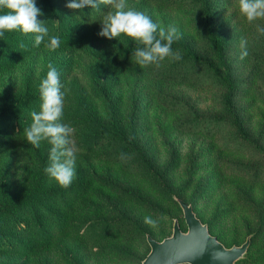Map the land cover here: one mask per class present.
I'll use <instances>...</instances> for the list:
<instances>
[{"label": "rangeland", "instance_id": "rangeland-1", "mask_svg": "<svg viewBox=\"0 0 264 264\" xmlns=\"http://www.w3.org/2000/svg\"><path fill=\"white\" fill-rule=\"evenodd\" d=\"M158 1L126 0V7L145 13L166 31L169 27L176 28L179 39L174 43L183 39L197 52L212 56L194 30L196 18L207 3L216 4L215 23L223 34L236 36L245 31L249 55L241 60V44L235 43H229L225 53L226 61L234 71L237 94L234 110L241 116L243 130L232 122L231 115L228 121L220 124L213 123L212 118L204 120L197 129L184 124L192 119L190 111L193 110L204 117L222 115L227 85L207 79L196 84L168 82L159 85L171 96L167 99L169 107L166 109L157 100L147 104L151 101L143 99L144 91L139 90L135 95L140 98L136 101L141 108L137 107L140 111L136 114L134 131L140 146L151 151V160L144 161L137 155L118 161L106 160L104 209L95 213L88 210L89 201L97 195L93 192L91 196L86 195L80 203L81 208L72 217L78 221L80 231L85 232L92 226L90 217L104 211V242L92 244L85 233L79 244L80 240L69 233L62 239L58 236L50 243H41L36 236V226L27 225L30 218H24L21 226L16 227L14 218L8 214L7 207L12 201L31 190L28 187L37 170L31 166L29 153L18 148L22 139L12 144L5 134L6 126L0 122V264H140L149 251L145 233L162 240L171 234L174 219L185 228L182 210L176 202L159 200L150 206L141 201L147 196L151 199L166 196L157 189L158 179L153 178L152 172L161 169L172 158L176 159L177 168L168 179L172 182L171 192L193 202L197 216L226 247L240 245L251 234V249L238 264H264V35L257 32V20L249 23L254 26H247L246 30L244 26H236L238 18L233 19V13L240 14L238 0H233L229 8L224 7L226 0H178L182 3L177 9L160 6ZM229 19L232 22L229 23ZM101 30L102 25H99L73 47L60 46L54 51L45 47L48 37L39 47L35 46L34 38L29 39L28 44L23 43V38L14 44L12 58H5L7 46L4 36L0 37V112L18 102L26 93L28 83L32 90L38 87L49 71V64L57 70L66 66L68 83L76 90L78 87L89 92L100 84L108 73L100 58L117 54V47L109 44L112 40L98 35ZM121 36L130 39V44L137 43L126 35ZM252 75L253 83L248 87ZM136 80L140 87L150 84V79L142 73L137 74ZM126 81L122 84L135 85L134 81L125 84ZM31 89L27 91L32 92ZM76 90L70 91L68 96L73 98ZM137 105L127 98L122 103V118L128 121ZM98 110L101 113V105ZM105 143L108 140H104V154L113 151L114 148ZM206 180L212 182V193L199 190L200 183ZM52 181L41 190L60 186L55 179ZM191 181H194L192 187L186 188ZM45 212L43 210V214ZM260 212L263 213L261 218ZM119 214L125 215L126 219L107 237L105 220ZM146 216L158 220L156 228L144 222Z\"/></svg>", "mask_w": 264, "mask_h": 264}, {"label": "trees", "instance_id": "trees-1", "mask_svg": "<svg viewBox=\"0 0 264 264\" xmlns=\"http://www.w3.org/2000/svg\"><path fill=\"white\" fill-rule=\"evenodd\" d=\"M68 2L70 0H36L37 6L43 13L38 18L44 21L49 34L60 38V46L63 47H73L85 40L91 29L101 25L100 21L110 9L109 6L100 5L99 10L85 6L80 11H73L66 7ZM157 3L165 8L177 9L182 2L178 0H160ZM232 4L233 0H226L224 7L229 8ZM215 10L216 4H205L196 18L194 27L198 39L207 47L212 56L197 52L191 45L180 39L179 42L172 44V49L180 52L182 59L173 61L166 58L161 62L160 67L155 65L141 67L137 64L133 52L142 45L138 43L130 44V39L120 36V39L114 38L111 42L108 41L110 45L117 47V54L100 58L108 73L104 75V80L96 87L91 88L89 92H85L78 87L76 90V87L70 86L68 83L69 70L66 66H62L57 70L60 73L61 83L67 89L62 123L73 127L72 139L76 147V175L67 188L60 185L51 187L46 191L41 190L47 183L53 182V178L45 172V168L49 165L51 145L47 141H42L40 147L37 148L26 141L24 130L32 123V113L34 111L39 112L41 108L42 100L39 86L32 90L31 83H28L25 89L26 93L20 97L18 102L12 107H5L1 110L0 122L6 126L5 134L9 136L12 144L16 143L18 139H22L20 143L18 142V148L21 147L29 153V158L32 161L31 166L36 167L37 170L36 176H34L28 187L31 188L29 193L13 200L11 205L7 207L8 214L14 218L13 221L16 227L21 226L24 218L28 217L32 220V223L31 220H28L27 225L33 224L36 226V236L41 243L43 241L50 243L58 236H61L62 239L69 233L80 240L79 244L84 239L85 233L88 234L87 237L92 244L104 242V211L90 217L92 226H90V230L85 229V232L80 231L78 221L75 222L72 217L75 211L81 208L80 203L86 195L91 196L93 192H96L97 195L89 201L88 210L95 213L97 210L104 209V162L106 160L118 161L133 155H137L144 161L151 160V151L146 147H141L142 145L137 139L138 134L134 131L137 126L136 114L139 113V108H141L137 105L140 98L135 95L139 90L144 91L142 98L147 102L157 100V103L166 109L169 107L166 103L167 99L171 96L164 89L159 88V85L168 82L196 84L204 79L215 84L227 85L228 91L222 99V115L219 117H216V115L204 117L202 113L193 110L190 111L192 119L184 124L190 126L189 128L197 129L204 120L210 121L209 119L212 118L215 120L212 121L213 123L220 124L228 121L229 115H231L232 122L237 124L240 130H243L240 122L241 116L234 110V101L237 95L233 83L234 71L226 61L225 53L229 43L241 44V39L246 40L247 36L245 31L239 34L240 37L238 34L236 36L223 34L220 26L215 23L217 18ZM233 17V19L238 18L236 25L238 28L244 26V30H246L247 26L249 28L254 26L249 25L247 19L238 12L233 13ZM231 20L229 19L228 22H232ZM257 21V25L264 27V19H257ZM33 38L35 39L33 33L24 34L20 30L5 31L3 41L6 42L8 53L5 58H12L15 52L14 44L19 40L23 39V43L28 44V40ZM110 69L111 72H109ZM121 71H124V73L121 74ZM140 73L150 79L149 85L145 84L144 87L136 85L137 74ZM253 79L254 76H250L248 87L252 85ZM124 80H127L125 84L134 81L135 85H124L122 84ZM29 89L32 92H28ZM73 90H76V93L72 98L68 94ZM126 94L127 97L124 98ZM98 96L99 98H97ZM127 98L131 103L137 105L132 109L128 121L123 119L121 115L122 103ZM153 101L147 104L150 105ZM97 105L102 106L101 113ZM104 140H108V143L105 144L107 147H113V151L104 154ZM176 168V159L172 158L161 169L153 170V178L158 179L156 180L157 189L161 190L166 196L161 199L156 197L151 199L147 196L146 199L141 198V201L152 206L159 203V200L177 203L176 198H181L186 203L191 204L195 212L193 202H187L183 196L173 193L169 189L172 182L168 179L171 178L170 175L174 173ZM193 184L194 181H191L185 186L190 188ZM211 185L212 182L206 180L200 183L199 190L212 193ZM43 210H46L45 214H43ZM258 214L260 218L263 217L262 212ZM125 219V215L122 214L106 219L108 230L105 231L107 237L118 230ZM180 227L182 230L186 229V225L185 228H182L180 224ZM147 234L149 233H145V239ZM251 246L250 243L244 257L248 254ZM238 261L236 264H238Z\"/></svg>", "mask_w": 264, "mask_h": 264}, {"label": "clouds", "instance_id": "clouds-1", "mask_svg": "<svg viewBox=\"0 0 264 264\" xmlns=\"http://www.w3.org/2000/svg\"><path fill=\"white\" fill-rule=\"evenodd\" d=\"M238 3L240 14L249 23L264 19V0H238ZM100 5L109 6L115 11H108L103 16L100 21L102 30L98 35L109 40L126 35L142 45L133 52L137 64L141 67H160L166 58L173 61L182 59L181 53L172 49L174 41L179 39L177 29L169 27L166 31L145 13L127 9L126 0H70L66 7L73 11H80L85 6L99 10ZM5 9L8 11L0 14V37L4 36L5 31L20 30L24 34H35L37 47L45 42L46 37L48 40L45 47L53 51L60 47V38L49 37V30L44 21L38 18L43 13L36 0H0V12ZM257 32L264 35V27L257 25ZM245 45L247 41L242 38L241 60L249 55ZM48 67L46 78L39 85L42 100L40 111L32 113V123L24 132L26 141L32 146L38 148L42 141L51 145L49 165L45 172L62 187L67 188L76 175V147L72 139L74 129L69 124L62 123L67 89L61 83L57 69L51 64ZM144 222L152 228L158 225V220L150 216H146Z\"/></svg>", "mask_w": 264, "mask_h": 264}, {"label": "water", "instance_id": "water-1", "mask_svg": "<svg viewBox=\"0 0 264 264\" xmlns=\"http://www.w3.org/2000/svg\"><path fill=\"white\" fill-rule=\"evenodd\" d=\"M176 201L182 210L186 229L182 230L178 219H174L171 234L162 240L147 234L149 251L140 264H236L244 257L251 235L240 245L226 247L209 232L207 224L197 217L191 204L181 198Z\"/></svg>", "mask_w": 264, "mask_h": 264}]
</instances>
